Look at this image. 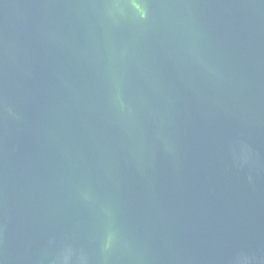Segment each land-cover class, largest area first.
Returning a JSON list of instances; mask_svg holds the SVG:
<instances>
[{
	"label": "water",
	"instance_id": "water-1",
	"mask_svg": "<svg viewBox=\"0 0 264 264\" xmlns=\"http://www.w3.org/2000/svg\"><path fill=\"white\" fill-rule=\"evenodd\" d=\"M0 264H264V0H0Z\"/></svg>",
	"mask_w": 264,
	"mask_h": 264
}]
</instances>
